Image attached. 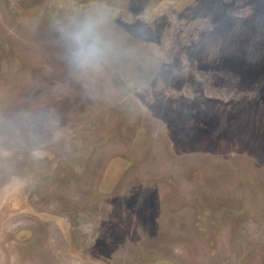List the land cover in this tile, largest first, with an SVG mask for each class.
<instances>
[{
  "label": "rangeland",
  "instance_id": "1",
  "mask_svg": "<svg viewBox=\"0 0 264 264\" xmlns=\"http://www.w3.org/2000/svg\"><path fill=\"white\" fill-rule=\"evenodd\" d=\"M0 264H264V0H0Z\"/></svg>",
  "mask_w": 264,
  "mask_h": 264
},
{
  "label": "clouds",
  "instance_id": "2",
  "mask_svg": "<svg viewBox=\"0 0 264 264\" xmlns=\"http://www.w3.org/2000/svg\"><path fill=\"white\" fill-rule=\"evenodd\" d=\"M100 21L92 16L73 21L62 34L69 45V63L86 71L99 65L105 55L106 44L99 32Z\"/></svg>",
  "mask_w": 264,
  "mask_h": 264
}]
</instances>
